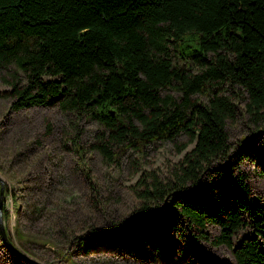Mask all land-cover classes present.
<instances>
[{"label": "trees", "instance_id": "1", "mask_svg": "<svg viewBox=\"0 0 264 264\" xmlns=\"http://www.w3.org/2000/svg\"><path fill=\"white\" fill-rule=\"evenodd\" d=\"M0 69L12 109L56 106L96 122L90 147L110 165L180 137L179 152L194 144L131 186L139 235L162 260L198 241L228 247L233 264H264V207L247 175L206 185L245 157L231 126L243 119L244 143L264 132V0H0ZM248 226L256 235L235 246Z\"/></svg>", "mask_w": 264, "mask_h": 264}, {"label": "rangeland", "instance_id": "2", "mask_svg": "<svg viewBox=\"0 0 264 264\" xmlns=\"http://www.w3.org/2000/svg\"><path fill=\"white\" fill-rule=\"evenodd\" d=\"M10 81L8 72L0 69V177L7 212L2 220L8 238L28 257L38 264H233L228 247L191 237L196 241L193 249L181 257L169 252L162 260L139 235V202L131 186L142 170L166 173L193 147L178 151L186 137L150 145L142 153L128 151L110 165L90 147L101 130L96 122L79 121L56 106L12 109L6 96L12 91ZM229 131L233 146L240 149L235 157H245L225 165V174L220 169L206 185L224 190V176L244 173L256 202L264 207L258 163L264 162V132L242 142L249 133L243 119ZM120 221L124 222L117 233L111 223ZM208 231L217 235L216 228ZM255 235L248 226L235 234L233 243L238 246ZM45 238H52V243ZM0 264L32 263L8 250L0 233Z\"/></svg>", "mask_w": 264, "mask_h": 264}, {"label": "water", "instance_id": "3", "mask_svg": "<svg viewBox=\"0 0 264 264\" xmlns=\"http://www.w3.org/2000/svg\"><path fill=\"white\" fill-rule=\"evenodd\" d=\"M4 180L0 177V233L2 236V240L4 241L6 247L8 250H10L14 255L17 257L32 263V264H38L36 261H34L32 258L28 257L22 250H20L14 243H12L6 233L5 226L3 224L2 215H3V198H4Z\"/></svg>", "mask_w": 264, "mask_h": 264}]
</instances>
